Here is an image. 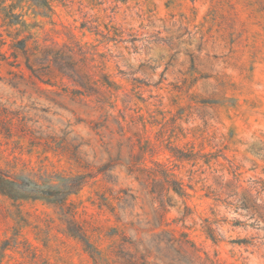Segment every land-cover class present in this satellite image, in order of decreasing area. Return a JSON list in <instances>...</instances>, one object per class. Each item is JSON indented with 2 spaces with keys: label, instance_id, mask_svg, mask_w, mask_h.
I'll use <instances>...</instances> for the list:
<instances>
[{
  "label": "rangeland",
  "instance_id": "374dc122",
  "mask_svg": "<svg viewBox=\"0 0 264 264\" xmlns=\"http://www.w3.org/2000/svg\"><path fill=\"white\" fill-rule=\"evenodd\" d=\"M54 6L51 19L23 1L18 10L26 23L11 30L13 36H27L30 62L48 83L30 77L22 54L15 59L11 37L0 45V165L17 175L8 189L0 187V264H201L205 252L217 264H264L263 239L256 245L231 241L264 232L233 227L234 218L252 219L205 195L208 185L216 186L222 166L178 160L166 140L174 134L173 145L183 149H222L239 166L243 187L250 178H264V0H74L68 6L56 0ZM84 11L105 32L122 36L96 35ZM71 34L104 53L98 59L120 87L114 114L128 94L133 110L121 118L125 134L113 116L105 119L88 97L73 96L71 82L47 66L45 49L52 56ZM137 114L145 125L133 121ZM165 121L167 129L160 132L158 122ZM138 130L155 143V153L144 160L134 136ZM129 160L142 167H154L152 160L165 163L189 196L162 191L141 171L130 174ZM104 167L112 181L99 173L62 201L77 174ZM124 191L132 195L125 205ZM161 200L166 212L155 228L151 223L159 217ZM186 204L191 213L184 217ZM207 217L220 219L223 240L207 236ZM172 230L179 243L165 242ZM158 234L164 241L155 240Z\"/></svg>",
  "mask_w": 264,
  "mask_h": 264
},
{
  "label": "trees",
  "instance_id": "16d2710c",
  "mask_svg": "<svg viewBox=\"0 0 264 264\" xmlns=\"http://www.w3.org/2000/svg\"><path fill=\"white\" fill-rule=\"evenodd\" d=\"M23 1H26L30 6H32L38 13L44 17L53 19V16L56 14L54 2L56 0H0V45L3 46L7 43L6 36L11 37V42L9 43L10 49H12V54L17 60L19 54H22L26 58V67L31 71L30 77H36L38 80L48 83L47 80H44L42 74L39 70L34 67V64L30 62L32 53L30 52L29 39L27 36L20 37L17 33L16 36L12 35V29L18 28V26H23L26 21L23 19V14L18 9L21 7ZM62 3L64 6H68L69 3H73L74 0H57ZM80 4L83 2L78 1ZM117 4L114 6L116 9ZM81 10L83 7H80ZM83 11V10H82ZM114 11V10H113ZM84 18L86 19V25L88 28L93 31L96 35H100L106 40L116 39V36H122L118 32H115V35H111L110 32H105L101 29L100 24L97 23L92 15H88V12L84 11ZM121 33V32H120ZM29 37V36H28ZM122 40V39H121ZM35 47L39 46L37 40H34ZM32 50L36 51V48L33 47ZM44 54H47V66L53 65L54 68L66 77L71 84L74 86L71 89L73 96H86L93 102V106L99 110H104L106 118L113 116L119 130L122 134H125V126L121 120L124 116L125 111L133 110L131 106V100L127 99L128 94L125 95L123 99L124 108L118 109V113L114 114L116 109V101L113 97L117 96V93L120 90L119 85L111 78V75L104 69L103 61L99 60L98 56L102 57V54L98 51L96 44H89L83 42L81 39L76 37L74 34L69 36V40L65 41L62 46L53 50L52 56L50 50L45 49ZM37 63H43L35 60ZM18 64V63H17ZM133 121L139 125H145L142 115L137 114L133 115ZM160 123L161 129H167L168 121ZM173 128L178 127L176 124V118L171 122ZM174 135V134H172ZM172 135L166 138L167 148L172 153V156L176 157L178 160H191L196 162L199 159H203V163L209 167L212 164H218L221 167L222 174L218 175L215 184L216 186H207L206 196L212 197L215 201L216 206L224 205L226 209L233 210L241 216L247 217V219H252L250 223H247V220H240L239 218H234L231 220V225L233 227H248L251 226L257 230H262L264 232V199L262 194H264V178L254 177L248 180V183L245 187L241 183V174L239 172V166H237L233 161H231L223 152L222 149L216 151L204 152L203 150L194 151V149H183L179 145H173ZM134 136H137L141 153L139 159L144 160L147 153L155 150V143H152L149 139H143L142 133L138 130L134 133ZM163 137V136H162ZM179 136H176L178 138ZM165 140V139H162ZM131 149H134L135 140L133 135L129 136ZM150 147L148 150L147 148ZM155 153V151H154ZM131 157H136L135 153L131 152ZM224 159L228 162V168L223 166V163L220 159ZM132 160V159H131ZM129 160L127 163L128 171L130 174L141 171L145 174L146 180H151L153 183H157L162 186V191L164 189L174 191L180 197H188L189 193L187 187L181 179L177 177L172 168L167 166L165 163L159 160H152L154 167H145L139 166L135 162ZM138 161V159L136 160ZM225 169L227 172H225ZM108 168L104 167L103 169L93 172L92 170L79 173L75 176L74 182L69 185V188L65 194V197L62 198L63 202L67 201V195L72 192H79L84 186L89 184V182L97 177L99 173L106 174ZM226 173L230 174V178H226ZM10 174L7 169L3 168L0 165V187L3 186L4 189H8L9 185L17 182V175ZM107 175V174H106ZM112 175H107L105 177L106 181H112ZM11 189V188H10ZM8 192V190H7ZM155 192V191H154ZM9 193V192H8ZM125 196V197H124ZM123 202L124 205L128 202L127 197L132 196L128 194L127 191H124ZM105 205H107L112 212L115 211V206L110 204L107 201V198L102 196ZM119 199V197H118ZM104 205V202L100 203ZM166 201L161 200L157 211L159 217L155 218L154 222L151 223V226L157 228L160 227L163 223V218L166 212ZM185 208L189 210L184 213V217L191 213V208L186 204ZM186 210V211H187ZM218 211V209H217ZM77 211L72 210V215L76 217ZM213 213L217 215L216 209L213 210ZM17 219L21 218L19 215ZM118 220H121L117 216ZM76 220V219H74ZM223 222H229L227 217L222 219ZM77 222V221H76ZM78 226L81 229V232L84 235H87V229L84 225ZM204 231L207 236L212 239L214 242H218L224 239V236L219 232L220 230V219H210L204 218ZM171 238L167 239L165 242H172L173 244L179 243V239L175 236L172 231H169ZM257 239H263L260 244L264 245V233L260 237L258 235H252L250 238L247 237H238L232 239V242L237 243H250L256 245ZM157 241H164L161 238V235L158 234ZM91 244V243H90ZM124 242H121V247ZM92 245V244H91ZM194 245V244H193ZM196 248V247H195ZM145 257V255H144ZM147 263V259L144 260ZM125 264H133L131 260H126ZM201 264H217V260L211 257L208 252H205L203 262Z\"/></svg>",
  "mask_w": 264,
  "mask_h": 264
}]
</instances>
